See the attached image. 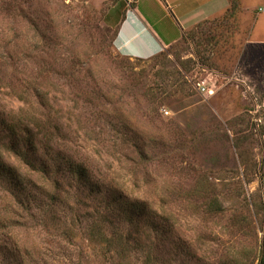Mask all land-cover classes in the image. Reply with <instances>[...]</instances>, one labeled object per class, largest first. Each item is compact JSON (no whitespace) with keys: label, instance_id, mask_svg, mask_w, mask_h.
<instances>
[{"label":"rangeland","instance_id":"374dc122","mask_svg":"<svg viewBox=\"0 0 264 264\" xmlns=\"http://www.w3.org/2000/svg\"><path fill=\"white\" fill-rule=\"evenodd\" d=\"M113 2L0 0V264H259L264 0L151 58Z\"/></svg>","mask_w":264,"mask_h":264},{"label":"crops","instance_id":"0c3cea01","mask_svg":"<svg viewBox=\"0 0 264 264\" xmlns=\"http://www.w3.org/2000/svg\"><path fill=\"white\" fill-rule=\"evenodd\" d=\"M148 1L149 5L142 6L139 0H133L130 5L126 0H116L103 14V22L116 30L114 46L122 54L151 58L179 41L181 39L179 34L170 36L169 32L165 31L166 24L167 26L173 24L165 21L166 16H170L173 22L175 18L185 32V29L194 27L188 24L197 25L205 20L217 18L231 6L230 0ZM261 5L263 6L264 3L249 8L258 6V14H263L264 12L260 10ZM159 29H162L164 33H160Z\"/></svg>","mask_w":264,"mask_h":264},{"label":"trees","instance_id":"16d2710c","mask_svg":"<svg viewBox=\"0 0 264 264\" xmlns=\"http://www.w3.org/2000/svg\"><path fill=\"white\" fill-rule=\"evenodd\" d=\"M231 1V7L230 8H232L233 7V5H234V1L235 0H230ZM203 23V22H202ZM199 24H201V22L200 23H198L196 26H199ZM115 31V34H114V38H113V42H112V45H114V40H115V37H116V30H114ZM192 34V32H188L187 34H185V38L186 37H190V35ZM161 54V53H160ZM159 55V54H158ZM158 55H156V56H158ZM2 169V168H1ZM1 169H0V175H3L4 173L1 171ZM15 183H16V181H15ZM0 227H3V228H8V227H10V225H9V223L8 222H6L5 223V221H2L1 219H0ZM2 244V242L0 241V245ZM16 249H17V247H16ZM259 264H264V253H262V256H261V258H260V262H259Z\"/></svg>","mask_w":264,"mask_h":264},{"label":"built area","instance_id":"2783aa9c","mask_svg":"<svg viewBox=\"0 0 264 264\" xmlns=\"http://www.w3.org/2000/svg\"><path fill=\"white\" fill-rule=\"evenodd\" d=\"M126 1L128 2L129 5L133 2V0H126ZM260 10L264 12V6L260 7ZM197 86L202 93H206L209 96L215 93V91L212 88L206 87L204 85V82H199Z\"/></svg>","mask_w":264,"mask_h":264}]
</instances>
